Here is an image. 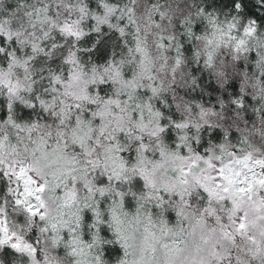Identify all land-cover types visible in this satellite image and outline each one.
I'll use <instances>...</instances> for the list:
<instances>
[{
	"label": "snow or ice",
	"instance_id": "6c2138e0",
	"mask_svg": "<svg viewBox=\"0 0 264 264\" xmlns=\"http://www.w3.org/2000/svg\"><path fill=\"white\" fill-rule=\"evenodd\" d=\"M0 264H264V0H0Z\"/></svg>",
	"mask_w": 264,
	"mask_h": 264
}]
</instances>
